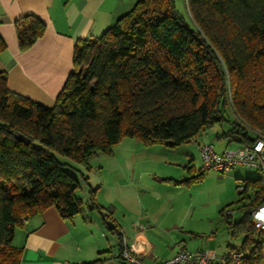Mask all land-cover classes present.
<instances>
[{
    "label": "trees",
    "instance_id": "1",
    "mask_svg": "<svg viewBox=\"0 0 264 264\" xmlns=\"http://www.w3.org/2000/svg\"><path fill=\"white\" fill-rule=\"evenodd\" d=\"M184 8L189 21L175 0H138L101 37L78 40L52 107L10 91L0 72V264H21L12 242L22 221L50 208L64 220L81 214L76 166L88 168L124 138L176 147L227 125L228 143L264 139V0H187ZM15 30L24 52L46 26L25 16ZM243 183L239 219L222 217L244 248L252 245L238 251L241 263L257 264L264 237L250 215L264 203V180Z\"/></svg>",
    "mask_w": 264,
    "mask_h": 264
},
{
    "label": "crops",
    "instance_id": "2",
    "mask_svg": "<svg viewBox=\"0 0 264 264\" xmlns=\"http://www.w3.org/2000/svg\"><path fill=\"white\" fill-rule=\"evenodd\" d=\"M137 1L0 0V37L6 45L0 72L7 74L8 89L52 107L73 72L75 43L101 37ZM25 16L41 20L46 30L22 52L15 22ZM227 129H207L176 147L124 138L110 155L92 156L88 168L76 166L84 209L69 220L50 208L22 221L12 242L22 250L21 264H121L122 238L141 261L154 264L185 249L178 244L187 236L225 223L222 216L231 211L240 175L233 169L204 170L198 147L210 144L219 154L241 148L221 137Z\"/></svg>",
    "mask_w": 264,
    "mask_h": 264
},
{
    "label": "built area",
    "instance_id": "3",
    "mask_svg": "<svg viewBox=\"0 0 264 264\" xmlns=\"http://www.w3.org/2000/svg\"><path fill=\"white\" fill-rule=\"evenodd\" d=\"M187 5V0H182ZM203 169L217 173H225L236 166H251L258 170L264 180V139H257L251 147H241L232 152L216 153L210 144H202L198 147ZM244 186L239 184L237 193L242 192ZM228 211L227 213H229ZM250 224L264 237V203L255 208L250 215ZM242 254L238 251L228 252L219 256L213 250L188 251L179 250L174 256L154 264H242ZM121 264H145L139 259L134 246L128 245L122 238ZM257 264H264V239L260 250V258Z\"/></svg>",
    "mask_w": 264,
    "mask_h": 264
},
{
    "label": "rangeland",
    "instance_id": "4",
    "mask_svg": "<svg viewBox=\"0 0 264 264\" xmlns=\"http://www.w3.org/2000/svg\"><path fill=\"white\" fill-rule=\"evenodd\" d=\"M175 7L177 12L181 16L186 18L187 21H189L187 18L183 1L175 0ZM198 156L200 158V155ZM233 170L239 173L240 181L242 185L244 184L243 180L246 179L256 180L260 177L258 170H256L254 167L251 166H245V165L236 166L233 168ZM235 189L236 186L234 185L233 196L230 206V209L232 211L233 221H237L239 219L243 205L242 204L243 202H240L242 196H239L236 193ZM76 195L81 196V191L78 190L76 192ZM106 233L109 236H112L110 232L107 231ZM257 239L258 237L254 235V240L256 241ZM244 241H245L244 235H240L239 233L234 234L233 231L230 232L228 230V225L223 222V223H217L216 225L212 226V228H203L194 236L193 235L187 236L184 242H179L178 247H186L185 249L191 252L197 250H213L219 256H222L223 254L230 251H244L245 254H249L252 245L250 244L248 247L244 248ZM161 249L164 248L162 247Z\"/></svg>",
    "mask_w": 264,
    "mask_h": 264
},
{
    "label": "water",
    "instance_id": "5",
    "mask_svg": "<svg viewBox=\"0 0 264 264\" xmlns=\"http://www.w3.org/2000/svg\"><path fill=\"white\" fill-rule=\"evenodd\" d=\"M16 138H17V140L23 142V143L26 144V145L29 143V140H28L27 138H25L24 136H22V135H17ZM107 226H108V229H109V230L114 229V225H113L111 222H109V223L107 224Z\"/></svg>",
    "mask_w": 264,
    "mask_h": 264
}]
</instances>
